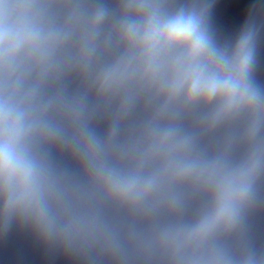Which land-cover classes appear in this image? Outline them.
Instances as JSON below:
<instances>
[{
  "label": "clouds",
  "instance_id": "9594fccd",
  "mask_svg": "<svg viewBox=\"0 0 264 264\" xmlns=\"http://www.w3.org/2000/svg\"><path fill=\"white\" fill-rule=\"evenodd\" d=\"M51 7L41 0H0V216L5 227L21 222L62 247L66 241L92 240L110 254L116 246L103 222L88 213L83 193L61 187L44 148L60 133L32 106L33 96L21 92L23 74L30 68L43 72L72 31L82 30L83 49L91 51L97 30L113 19L127 50L100 73L99 94L118 92L136 80L164 96L161 118L177 103L201 108L209 126L243 118L244 149L237 155H206L184 125L156 124L135 163L124 168L109 163L107 143L82 135L77 143L92 186L123 208L172 220L150 234L148 245L168 264H264V245L245 231L264 190V90L252 79L256 33L247 28L230 47L219 45L209 32L203 0H85L63 23L45 14ZM193 193L205 203L187 217Z\"/></svg>",
  "mask_w": 264,
  "mask_h": 264
}]
</instances>
